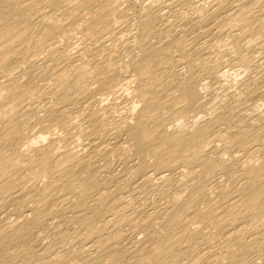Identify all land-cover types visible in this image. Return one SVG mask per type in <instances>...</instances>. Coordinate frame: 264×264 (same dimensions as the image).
Returning <instances> with one entry per match:
<instances>
[{"label": "bare ground", "instance_id": "1", "mask_svg": "<svg viewBox=\"0 0 264 264\" xmlns=\"http://www.w3.org/2000/svg\"><path fill=\"white\" fill-rule=\"evenodd\" d=\"M0 264H264V0H0Z\"/></svg>", "mask_w": 264, "mask_h": 264}]
</instances>
